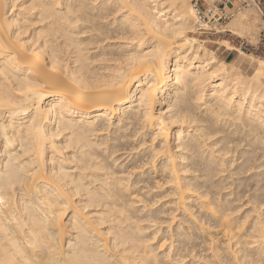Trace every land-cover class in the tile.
I'll use <instances>...</instances> for the list:
<instances>
[{
	"label": "bare ground",
	"instance_id": "1",
	"mask_svg": "<svg viewBox=\"0 0 264 264\" xmlns=\"http://www.w3.org/2000/svg\"><path fill=\"white\" fill-rule=\"evenodd\" d=\"M200 23L0 0V264H264V60Z\"/></svg>",
	"mask_w": 264,
	"mask_h": 264
},
{
	"label": "rangeland",
	"instance_id": "2",
	"mask_svg": "<svg viewBox=\"0 0 264 264\" xmlns=\"http://www.w3.org/2000/svg\"><path fill=\"white\" fill-rule=\"evenodd\" d=\"M216 0H198V6L202 9H205L206 7L213 4V2ZM253 1V0H250ZM189 5H192L194 2L191 0H188ZM254 4L251 3L250 6L243 7L239 13L235 15V17L228 22L223 29L229 30L230 32H224V33H216L218 30L217 23L208 22V27H204V30H200L199 33H197V37L201 40H205L206 45L210 50H212L218 60H223L229 63V65L234 66V69L236 66L241 71H244L247 74L251 73V68L247 63L241 62L239 63V51H243L246 54L250 55L253 58H259L255 53H251V51L247 48L241 47V42L248 41L250 43H256L259 32L264 26V19L262 16V13L253 6ZM219 6V5H218ZM228 10V9H227ZM245 15L250 20L249 22L255 23L254 26L250 27L249 24L241 23L239 26H235L236 20L239 18V16ZM210 18V17H209ZM248 22V23H249ZM204 26V25H203ZM210 30H208V29ZM233 28H236L237 30L242 32V38L234 35ZM222 28L220 29V31ZM202 31V32H201ZM207 31V32H205ZM228 43L229 45L233 46L235 50H225L222 45L225 43ZM250 47V46H249ZM237 48V49H236ZM261 59V58H260ZM264 60V59H263Z\"/></svg>",
	"mask_w": 264,
	"mask_h": 264
},
{
	"label": "built area",
	"instance_id": "3",
	"mask_svg": "<svg viewBox=\"0 0 264 264\" xmlns=\"http://www.w3.org/2000/svg\"><path fill=\"white\" fill-rule=\"evenodd\" d=\"M191 1L194 2L193 8L201 21L200 25H208V22H212L213 24L217 23L218 30L216 33L221 28L225 27L224 25L230 22L243 7L250 6L251 3H253V6H255L262 13L264 19V5H262V0H216L212 5L206 7L205 9L198 6V0ZM198 28L202 27L199 26ZM241 47H244L245 49L248 48L251 53H255L257 57L264 59V26L259 32L256 43H250L242 40Z\"/></svg>",
	"mask_w": 264,
	"mask_h": 264
},
{
	"label": "crops",
	"instance_id": "4",
	"mask_svg": "<svg viewBox=\"0 0 264 264\" xmlns=\"http://www.w3.org/2000/svg\"><path fill=\"white\" fill-rule=\"evenodd\" d=\"M263 1V4L262 5H264V0H262Z\"/></svg>",
	"mask_w": 264,
	"mask_h": 264
}]
</instances>
